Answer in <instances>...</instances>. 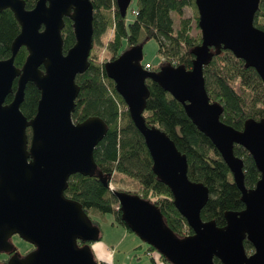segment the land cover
<instances>
[{
	"label": "water",
	"instance_id": "obj_1",
	"mask_svg": "<svg viewBox=\"0 0 264 264\" xmlns=\"http://www.w3.org/2000/svg\"><path fill=\"white\" fill-rule=\"evenodd\" d=\"M115 1L124 17L131 0ZM194 4L201 42L192 49L191 68L162 65L158 71H148L141 64L142 45L131 46L104 63L107 77L144 139L154 174L170 188L174 206L192 234L177 237L158 206L136 194L111 190L126 227L169 264H215L214 258L221 264H264V120H247L241 130L222 122L223 108L210 100L203 77V67L213 53L225 49L254 68L264 83V30L254 25L259 0H194ZM7 8L20 31L11 43L10 56L0 60V253L12 250L13 235L33 249L23 256L14 253L1 264H98L90 243L98 240L99 229L79 203L64 196L73 174L101 178L93 151L107 126L98 116L77 123L71 117L79 93L75 78L88 67L93 44V4L91 0H37L26 9L23 0H0V11ZM64 17L72 21L75 36L66 53L61 35ZM20 47L28 54L18 68L14 58ZM148 78L182 104L228 166L244 207L226 211L224 226L201 219L208 188L189 180L186 156L163 130L145 122ZM15 80L12 100L5 103ZM28 82L40 91L30 120L20 109ZM234 144L249 152L261 174L253 188L244 186L243 161L234 155ZM244 240L253 252H246Z\"/></svg>",
	"mask_w": 264,
	"mask_h": 264
},
{
	"label": "trees",
	"instance_id": "obj_2",
	"mask_svg": "<svg viewBox=\"0 0 264 264\" xmlns=\"http://www.w3.org/2000/svg\"><path fill=\"white\" fill-rule=\"evenodd\" d=\"M23 1L25 8L31 9L37 0ZM91 2L93 44L88 56V67L75 78L79 93L75 98L71 117L75 123L90 116H98L105 122L106 134L94 148L93 156L96 171L101 173L106 184L95 174L84 176L76 173L69 177L64 196L79 203L98 229L91 211L112 214L113 224L130 231L121 218L117 198L109 188L117 175H123L137 182L138 189L133 194L158 206L166 226L177 237L183 236L185 226L192 234V229L174 206L170 188L154 174L152 159L144 139L131 120L125 102L116 92L113 81L107 77L104 63L131 46H143L148 39H155L161 61L157 64L148 62L150 67L146 70L158 71L162 65L191 68L194 58L192 49L201 42L194 0H137L136 8L131 9L132 20H127L126 15H120L115 0ZM186 8L190 10L184 16ZM173 13L179 16L176 26ZM63 20L61 35L63 53H66L74 44L75 36L72 21L68 17ZM254 25L264 30V0H259ZM19 31L20 26L11 10H1L0 60L10 56L11 43ZM107 31L110 32V37L103 38ZM27 54L26 48L20 47L15 55L14 65L20 68ZM145 63L147 62L141 61L143 68ZM203 77L210 100L218 102L223 108L220 116L222 122L241 130L247 120H264V83L254 68L246 67L244 61L235 57L231 51L222 49L218 54L213 53L210 62L203 67ZM145 82L149 89L143 112L145 122L163 130L186 156L189 180L208 188L209 197L200 212L201 219L224 226L226 211H238L244 207L241 193L233 182L228 166L211 140L186 115L182 104L151 79L148 78ZM15 90L16 80L5 103L12 100ZM39 98L38 87L28 82L20 105L27 120L35 115ZM26 133L30 141L29 127ZM233 153L243 161L244 186L247 189L253 188L261 174L252 156L239 144L233 145ZM114 190L129 192L116 186ZM98 236L100 239V229ZM243 244L246 252H253V247L247 240ZM148 250L154 249L148 245ZM11 252L16 253V249L12 248ZM214 263L221 264L217 258H214Z\"/></svg>",
	"mask_w": 264,
	"mask_h": 264
},
{
	"label": "rangeland",
	"instance_id": "obj_3",
	"mask_svg": "<svg viewBox=\"0 0 264 264\" xmlns=\"http://www.w3.org/2000/svg\"><path fill=\"white\" fill-rule=\"evenodd\" d=\"M136 4L137 0H132L129 4L126 14L127 20H132L133 14L131 13V9L136 8ZM188 10L190 9H185L184 16L188 15ZM172 15L176 26L179 16L175 13ZM104 37H110V32L107 31L103 35V38ZM157 48L158 46L155 39H148L143 44L142 61L152 64L160 63L161 59L157 52ZM112 184L113 188L116 186L117 188L129 191L130 193H133L138 189L137 182L134 179L123 175H117L114 178ZM91 215L98 223L102 240L113 239L114 241H120V245L115 248L116 252L114 254V264H167L165 261H163L160 254L156 250H148V245L143 242L136 234L126 230L122 226L113 224L112 214H100L95 211H91ZM9 242L11 246L16 249V253L20 256L25 255L32 249V245L23 240L18 235H13ZM0 255V257L7 256L6 253H1ZM110 259L112 260L111 256ZM0 261L2 260L0 259ZM99 264H101L100 261Z\"/></svg>",
	"mask_w": 264,
	"mask_h": 264
},
{
	"label": "crops",
	"instance_id": "obj_4",
	"mask_svg": "<svg viewBox=\"0 0 264 264\" xmlns=\"http://www.w3.org/2000/svg\"><path fill=\"white\" fill-rule=\"evenodd\" d=\"M102 238V237H101ZM98 239L93 241L90 245L93 259L101 264H114L115 248L120 245V241L102 240ZM110 256L112 260L110 259Z\"/></svg>",
	"mask_w": 264,
	"mask_h": 264
},
{
	"label": "built area",
	"instance_id": "obj_5",
	"mask_svg": "<svg viewBox=\"0 0 264 264\" xmlns=\"http://www.w3.org/2000/svg\"><path fill=\"white\" fill-rule=\"evenodd\" d=\"M150 66H149V63L147 62V63H145V69H148ZM117 104H118V106L120 107V105H119V102L117 101ZM109 188L110 189H113V186H112V184H109ZM191 233L189 232V230H188V228L187 227H185L184 229H183V236H188V235H190Z\"/></svg>",
	"mask_w": 264,
	"mask_h": 264
},
{
	"label": "flooded vegetation",
	"instance_id": "obj_6",
	"mask_svg": "<svg viewBox=\"0 0 264 264\" xmlns=\"http://www.w3.org/2000/svg\"><path fill=\"white\" fill-rule=\"evenodd\" d=\"M32 249H33V246H32ZM31 249V250H32ZM1 254V253H0ZM7 254V256L5 257V256H3V257H0V259L2 260L1 261V263H3V262H5V261H7L8 260V258L11 256V255H13L14 253H12L11 252V250H10V252H8V253H6ZM1 256V255H0Z\"/></svg>",
	"mask_w": 264,
	"mask_h": 264
}]
</instances>
